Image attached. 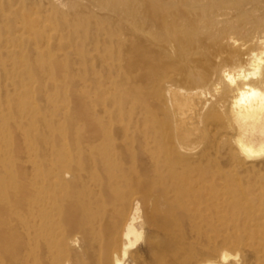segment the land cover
I'll list each match as a JSON object with an SVG mask.
<instances>
[{
	"label": "bare ground",
	"instance_id": "6f19581e",
	"mask_svg": "<svg viewBox=\"0 0 264 264\" xmlns=\"http://www.w3.org/2000/svg\"><path fill=\"white\" fill-rule=\"evenodd\" d=\"M25 1L0 0V65L20 57L4 29L48 30L42 1L80 3ZM130 1L65 22L76 111L33 139L0 124V264H240L225 247L264 250V0ZM216 222L233 230L222 241L205 230Z\"/></svg>",
	"mask_w": 264,
	"mask_h": 264
},
{
	"label": "rangeland",
	"instance_id": "374dc122",
	"mask_svg": "<svg viewBox=\"0 0 264 264\" xmlns=\"http://www.w3.org/2000/svg\"><path fill=\"white\" fill-rule=\"evenodd\" d=\"M92 1L94 0H80V3L72 9H63L48 1H42L39 7L41 14H33V16L34 19L47 16L49 21H44L42 24L51 26L46 28L48 30H45L43 26L38 29H29L31 26L30 19H28L29 23L25 19L24 26L18 25L19 29L14 34L2 29V37L10 49L9 51L20 57L14 59L12 56H5L0 65V110L3 111L4 115V118H0V124L8 127V125L13 126L17 123V125L21 126L20 130L28 132L32 138L36 137L40 132L42 133L51 123L56 124L54 117L62 121L63 115L68 109L77 110V99L79 96L78 56L72 49L62 47L65 42L64 38L72 35L71 28L64 25L67 20L74 26L79 25L92 13ZM134 1L141 2V0H132L130 2ZM25 2L31 4L32 2H37V0H26ZM18 9L20 13L26 12L23 7ZM26 13L24 14L26 15ZM53 26L60 27L56 29ZM41 50L45 51L44 60H39L37 54ZM17 99L20 102L27 101L32 107H37L39 112L38 119L24 118L22 111L26 110V107L22 108L20 102L18 105L15 102ZM16 134L18 133L16 132ZM16 134H12L4 142V146H16L20 141ZM257 161L264 162V158ZM261 174H264V169ZM256 181H258L256 173L242 170L240 177L234 180V183H239L241 187L248 189ZM215 188L218 191L225 192L219 182L209 183L205 191L210 193ZM229 202L230 200L225 202L224 208ZM220 206L222 207V205ZM212 214L210 216L213 217ZM222 228L220 222H216L213 226H205V230L208 231V237L212 240L218 239V241H222L224 236L231 234L233 231L232 229ZM222 247L223 245L220 244L219 248ZM225 248L233 254H239L238 260L240 259V264H264L263 249L257 253L247 251L245 248L228 246Z\"/></svg>",
	"mask_w": 264,
	"mask_h": 264
}]
</instances>
